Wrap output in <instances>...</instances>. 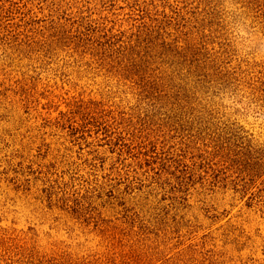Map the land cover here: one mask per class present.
Instances as JSON below:
<instances>
[{
  "label": "rangeland",
  "instance_id": "rangeland-1",
  "mask_svg": "<svg viewBox=\"0 0 264 264\" xmlns=\"http://www.w3.org/2000/svg\"><path fill=\"white\" fill-rule=\"evenodd\" d=\"M0 264H264V0H0Z\"/></svg>",
  "mask_w": 264,
  "mask_h": 264
}]
</instances>
